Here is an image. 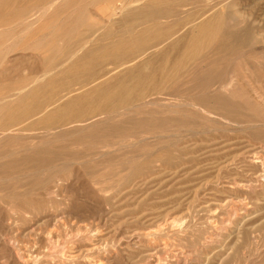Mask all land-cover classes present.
Returning <instances> with one entry per match:
<instances>
[{
	"label": "rangeland",
	"instance_id": "1",
	"mask_svg": "<svg viewBox=\"0 0 264 264\" xmlns=\"http://www.w3.org/2000/svg\"><path fill=\"white\" fill-rule=\"evenodd\" d=\"M120 36L145 43L115 63ZM168 41L125 109L52 117ZM0 264H264V0H0Z\"/></svg>",
	"mask_w": 264,
	"mask_h": 264
},
{
	"label": "bare ground",
	"instance_id": "2",
	"mask_svg": "<svg viewBox=\"0 0 264 264\" xmlns=\"http://www.w3.org/2000/svg\"><path fill=\"white\" fill-rule=\"evenodd\" d=\"M154 2H147L144 4L143 7H139L135 10H132L129 12L127 16V20L133 19V22H137V26L128 25L126 28H135L137 30H140L142 28L141 22H143L145 19L147 20L149 17H151L152 10L151 8L156 7ZM33 18V17H32ZM197 31L191 37V43L195 45L197 48H200L203 45V41L207 38L215 39L218 34H215L217 31H214L212 29L211 31V24L210 21H203L197 24ZM170 30L162 31V32H156L154 31V37L155 38H165L169 37ZM109 33H104V35H108ZM233 33H227L225 36L222 37V40L226 43L230 36ZM120 43L116 46L104 50H101L103 55H108L113 62L117 63L123 59L131 58L137 56L136 53H138V49H142L145 42H142L141 45L138 46V48H131L128 45V48H125L123 44L126 43L123 36L119 37ZM181 39L174 42H171V47L175 48L179 43ZM196 48V49H197ZM97 51H88L83 52L82 56H87V67L92 68L97 61L93 58L94 53ZM156 60H158V63H156ZM169 61V41L167 42V45L164 49H160L157 51V57L156 59L152 60L150 58L146 59L144 62H136L132 65L125 68L123 72H118L115 74L112 78V81L108 80L106 82L97 84L96 86H92L86 90H83L82 92L75 94L73 96L66 97L61 103L58 108V110L53 114V118H55V115L57 116H79L84 112L83 104L85 102L91 101V97H89V93L94 94L93 101L96 99H102L104 105H107L108 107H114L116 109H125L126 105L134 98L141 95L140 89L147 85L148 83H152V81L155 78V74L158 70L162 69ZM148 67V71H144V68ZM88 74L89 71L87 72ZM132 79L133 81L129 83V79ZM165 81V80H164ZM80 82V80H79ZM76 83L75 80H71L66 85H62L58 91H54L49 89L51 82H46L43 84L37 85V90L47 92L46 99L51 100L58 96H60L62 93H64L69 87V85H74ZM36 89H33L30 93L33 94ZM91 90V91H90ZM144 102V100H143ZM41 105V103H37V105ZM36 105H31L30 107L25 108L24 111H20L19 113H14V111H10L6 118L10 120H16L19 117H22L23 115L31 112ZM120 111V110H118ZM117 111V112H118ZM114 112V111H113ZM51 114V113H50ZM63 121V120H62ZM61 122V121H60ZM59 122V123H60ZM64 122V121H63ZM64 125V124H63ZM54 128V127H53ZM64 148V147H63ZM159 230V229H158Z\"/></svg>",
	"mask_w": 264,
	"mask_h": 264
}]
</instances>
